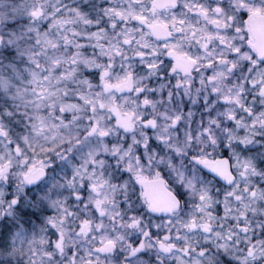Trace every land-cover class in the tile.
I'll list each match as a JSON object with an SVG mask.
<instances>
[{"label": "clouds", "instance_id": "1", "mask_svg": "<svg viewBox=\"0 0 264 264\" xmlns=\"http://www.w3.org/2000/svg\"><path fill=\"white\" fill-rule=\"evenodd\" d=\"M199 2L222 6L231 45L222 49L227 65L205 59L192 39L193 27L207 29L193 15L192 0L166 7H154V0H0V78L11 82L0 90V118L15 134L10 150L7 141L0 144V264H264V99L258 88L245 87L264 76V62L246 39L253 23H264V0ZM36 9L38 20L30 15ZM178 19L185 21L179 33ZM33 29L59 45L39 57L41 65L50 68V58L64 57L69 63L61 70L74 72L58 84L55 103L65 111L53 115L47 103L40 106L47 109L43 131L34 118L32 65L19 51H39ZM65 37L74 47H65ZM233 48L242 51L230 59ZM170 50L197 62L187 73L173 72ZM74 52L80 53L76 65ZM104 70L101 81L97 72ZM129 77L131 88L104 87ZM225 96L240 97V104H225ZM245 101L259 109L251 120ZM113 105L133 114L132 132L116 126L108 110ZM90 122L110 129L109 135L88 137ZM205 159L226 164L232 183L199 163ZM36 161H43V170L36 164L29 173ZM141 178L161 183L174 206L150 207ZM228 190L242 200H231L225 213L217 205ZM192 220L196 227L188 228ZM209 221L205 232L199 226Z\"/></svg>", "mask_w": 264, "mask_h": 264}, {"label": "snow or ice", "instance_id": "2", "mask_svg": "<svg viewBox=\"0 0 264 264\" xmlns=\"http://www.w3.org/2000/svg\"><path fill=\"white\" fill-rule=\"evenodd\" d=\"M174 3V0H154V7L159 5L162 7H166L169 4ZM194 9L193 15L201 18L203 22L207 25V29H200L198 26L193 27L191 31V37L195 41L197 45L203 50L204 58L207 60H212V57H215L214 63L215 64H228V60L225 59L224 54L222 52L223 48L231 47L230 44L226 43V40L224 38V21L221 20L222 15V6H217L215 8H207L202 3L199 2V0H192V4L190 5ZM30 15L34 19H39L42 15L41 11L39 9L31 11ZM115 15L117 17H122V13L120 11H116ZM123 17L121 19V22H123ZM133 20L139 22L141 25H144L147 23L146 18L142 15H134ZM185 21L183 19H178L174 21V24L179 25L181 27L177 28V32L183 31V25ZM112 27L118 28L119 24H113ZM149 27H151L149 25ZM34 32H36V46L39 51H33L30 49H19L21 55L25 56L29 63L32 65V70H29V76H30V85L33 87L34 91L32 95L35 97V100L32 101L34 105H36L35 108V119L39 122L40 125V131H43V129L47 126V119L45 118V112L41 110V105L47 103L49 108H51L53 115H57L59 112L65 111V105L60 104L58 110L55 101L59 99L58 97V84L60 80L65 79H71L74 76V72L69 69L66 72L61 70L60 65L61 64H67L69 63L68 60H65L64 57H55L50 58V64L51 67H43L41 65L40 56L47 55L48 50L52 49L55 50L59 47V45L52 40L47 34H41L38 30L33 29ZM74 35V34H73ZM97 39L102 40V37H97ZM248 40V46L249 48L254 51L258 56L262 58V62H264V23H253L249 30H248V36L246 37ZM11 42V41H10ZM125 44L129 43V41L125 40ZM215 44H219V48H217L215 51H213V47ZM64 45L65 47L72 48L74 47L72 45V41L65 37L64 39ZM80 42L78 41L75 47H79ZM86 52V48L84 49ZM240 49L233 48L232 50V56L229 57L230 59H235L236 56L240 54ZM119 55V53H116ZM169 57L172 60V64L170 65L171 70L173 72L179 71L183 73H187L190 71V66L196 64V60L192 59L191 57H187L186 54L178 53L176 51L170 50L168 52ZM80 56L79 52H74L71 57V64L76 65L78 63L77 58ZM85 63H87V59L85 58ZM153 67V65H149V68ZM209 68L213 67V62H210L208 64ZM229 71H235V66L233 65L231 68H229ZM98 77L101 81H104L105 77L108 75L107 71H98L97 72ZM53 77L57 78L56 81V87L52 86ZM131 77H129L126 80H121L118 85H109L107 83L104 84V87L107 89L109 87H116V88H131ZM252 87V88H258L259 90V98L264 99V76H261L260 84H256L252 81H245V87ZM11 87V82L8 79L0 78V90L7 91ZM139 91V90H138ZM18 95L20 93L18 92ZM242 95V94H241ZM251 98V97H250ZM87 102V101H86ZM147 103V101H145ZM224 103H233V104H240V97H234V96H225L224 97ZM104 105L101 104V108H103ZM244 113L248 116L249 120L252 119L254 115H256L259 112V109L250 107L248 103L245 101L243 104ZM112 117L115 121V124L117 127H119L122 131L126 133H130L134 130V124L132 120V113H122L120 109L113 105L110 106L108 109ZM95 111V109H93ZM11 114H6L5 118L10 117ZM261 116H264V113H260ZM226 119L229 121H232L234 117L231 114H226ZM8 123H11V119H8ZM175 123V121H173ZM152 121H146V125H151ZM110 133V129L105 128L101 125L99 122H90V127L87 129V136H98L102 138H106ZM15 134L9 130L6 127V124L4 123V118H0V144H3L5 141H7V144L5 147L7 149H11L13 147V139ZM25 142H27V137L24 138ZM15 152L17 155L20 154V146L17 144L15 146ZM11 154V152H9ZM202 165H204L206 168H208L213 173L217 174L218 176L224 178L226 182L229 184L232 183L233 177L229 174V169L226 164H224L221 161H210V160H201L199 161ZM36 164L40 165V170H43V161H36L32 166L29 167L28 171L31 173ZM7 165H5L6 167ZM247 167V165H245ZM25 180H28V176H25ZM141 184H142V192L141 196L143 197L144 201L154 209H163V210H169L171 207L174 206V201L172 199V194L165 189V187L155 181V180H149L147 178H141ZM244 191L246 193H250V195L253 198L257 197V193L254 191H251L250 189L245 188ZM261 197H264V193L259 194ZM207 193H203L199 196V200L203 202L206 199ZM235 199L236 201H241L242 197L238 195L235 191L228 190L224 193V200L223 205H217L218 207H222V210L225 213L231 212V208L228 206L229 202L231 200ZM15 203V201H13ZM198 212L203 211V209L198 208ZM243 217V214H241ZM52 226L54 228L57 227V225L53 222ZM82 228H86V224L81 225ZM188 228H194L196 227L195 220H192L188 225ZM203 229V231L208 232L211 227V222L203 223L199 226ZM241 232H247V229L243 227L242 224L238 225ZM59 230V229H58ZM164 240H168V236L163 237ZM164 251H167L168 249L164 247L163 244L160 245ZM56 247L59 248L60 244L57 243Z\"/></svg>", "mask_w": 264, "mask_h": 264}, {"label": "trees", "instance_id": "3", "mask_svg": "<svg viewBox=\"0 0 264 264\" xmlns=\"http://www.w3.org/2000/svg\"><path fill=\"white\" fill-rule=\"evenodd\" d=\"M14 127V126H13Z\"/></svg>", "mask_w": 264, "mask_h": 264}]
</instances>
